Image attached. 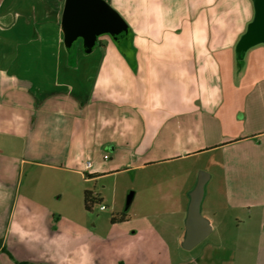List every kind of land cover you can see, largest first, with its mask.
Here are the masks:
<instances>
[{"label":"crops","instance_id":"1","mask_svg":"<svg viewBox=\"0 0 264 264\" xmlns=\"http://www.w3.org/2000/svg\"><path fill=\"white\" fill-rule=\"evenodd\" d=\"M65 1L0 0V136L23 134L4 130L7 106L34 118L46 166L95 178L124 162L162 165L156 183L163 198L174 199L179 180L187 182L178 209L184 218L205 172L209 235L227 216L263 231L264 43L236 50L255 16L254 0H107L128 33H104L90 52L82 39L66 46ZM59 152L63 160L54 161ZM9 157L0 137V264H92L81 228L69 232L66 218L32 187L22 191L6 175ZM184 236L182 228L181 246Z\"/></svg>","mask_w":264,"mask_h":264},{"label":"rangeland","instance_id":"2","mask_svg":"<svg viewBox=\"0 0 264 264\" xmlns=\"http://www.w3.org/2000/svg\"><path fill=\"white\" fill-rule=\"evenodd\" d=\"M79 42L80 39L75 46ZM15 111L7 106L2 110L4 130L23 133L21 136H0L5 158L10 156L5 160L10 161L5 173L14 182L19 180L22 191L32 187L39 199L52 207L56 217H65L68 225L65 228L69 232L71 228L74 232L81 228L83 242L89 247L88 256L93 259L90 263L155 264L157 259L169 257L174 262L182 258H200L199 264H264V230L260 231L254 222L238 227L229 216L220 232H213L195 248L187 250L179 244L178 236L182 228L185 229L186 220L178 210L179 205H185L181 192L187 185L184 177L179 180L181 189L172 190L175 195L172 199L163 198V190L157 186L156 180L165 175L159 164L135 169L124 162L119 168L95 178L46 166L40 162L51 160L48 152L41 150L42 145L38 147L35 143V132L31 129L34 118L27 110H20L18 116ZM39 137L42 139L43 135ZM11 142L14 143L11 145ZM11 147L14 151L9 149ZM58 154L54 161L61 162L64 153ZM108 158L102 156L101 161L108 162ZM85 190H93L101 198L91 210L84 205ZM131 192L134 198L128 206ZM102 204L107 208L101 209ZM124 214L126 218L122 219ZM258 244L260 253H257ZM70 247L76 248V244ZM71 251L75 253L76 250ZM71 258L74 262V254Z\"/></svg>","mask_w":264,"mask_h":264},{"label":"water","instance_id":"3","mask_svg":"<svg viewBox=\"0 0 264 264\" xmlns=\"http://www.w3.org/2000/svg\"><path fill=\"white\" fill-rule=\"evenodd\" d=\"M255 16L248 24L247 30L237 43L239 54L251 47L264 43V0H254ZM65 43L70 49L78 39L83 40L86 52L93 50L98 37L104 33L115 39L128 33V25L124 18L107 0H66L62 18ZM206 173L201 172L198 182L190 194L187 216L185 220V236L182 247L191 250L202 242L212 231L208 218L202 213V202L205 194ZM134 192L127 199L132 203Z\"/></svg>","mask_w":264,"mask_h":264},{"label":"trees","instance_id":"4","mask_svg":"<svg viewBox=\"0 0 264 264\" xmlns=\"http://www.w3.org/2000/svg\"><path fill=\"white\" fill-rule=\"evenodd\" d=\"M101 198L93 190H85L84 192V205L87 210H91L96 203H99ZM126 218V214L122 215V219ZM115 221V217L112 219ZM16 264H27L26 262H20L15 260Z\"/></svg>","mask_w":264,"mask_h":264},{"label":"built area","instance_id":"5","mask_svg":"<svg viewBox=\"0 0 264 264\" xmlns=\"http://www.w3.org/2000/svg\"><path fill=\"white\" fill-rule=\"evenodd\" d=\"M105 158H108V156L106 155ZM90 167H91V162L88 161L87 164H86V168L89 169ZM106 208H107L106 205H104V204L101 205V209L104 210Z\"/></svg>","mask_w":264,"mask_h":264}]
</instances>
